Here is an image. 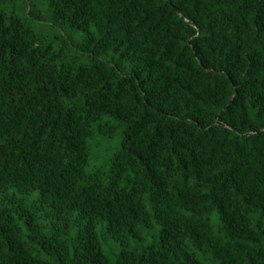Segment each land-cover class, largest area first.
<instances>
[{"label": "trees", "instance_id": "16d2710c", "mask_svg": "<svg viewBox=\"0 0 264 264\" xmlns=\"http://www.w3.org/2000/svg\"><path fill=\"white\" fill-rule=\"evenodd\" d=\"M0 264H264V0H0Z\"/></svg>", "mask_w": 264, "mask_h": 264}, {"label": "rangeland", "instance_id": "374dc122", "mask_svg": "<svg viewBox=\"0 0 264 264\" xmlns=\"http://www.w3.org/2000/svg\"><path fill=\"white\" fill-rule=\"evenodd\" d=\"M36 26H41V24H36ZM120 138H121L120 129H117L114 132V134L110 138H108L109 140L106 144V146H107L106 149L109 150L110 153H112L118 147L119 142H120ZM94 150L96 151V150H98V148L96 146L94 147V145H92V151H94ZM94 153L92 154V157L89 161V167L90 168L97 165V162L93 157L95 155ZM107 254L110 257V261L114 260L113 257H111V254L109 252H107Z\"/></svg>", "mask_w": 264, "mask_h": 264}]
</instances>
